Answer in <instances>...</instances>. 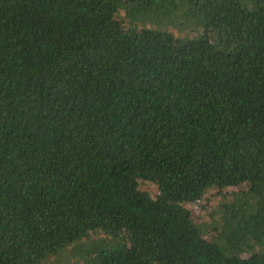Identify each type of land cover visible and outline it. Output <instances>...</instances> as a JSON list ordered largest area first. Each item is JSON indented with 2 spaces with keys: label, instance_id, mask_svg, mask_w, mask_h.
<instances>
[{
  "label": "trees",
  "instance_id": "16d2710c",
  "mask_svg": "<svg viewBox=\"0 0 264 264\" xmlns=\"http://www.w3.org/2000/svg\"><path fill=\"white\" fill-rule=\"evenodd\" d=\"M0 264H264V0H0Z\"/></svg>",
  "mask_w": 264,
  "mask_h": 264
},
{
  "label": "rangeland",
  "instance_id": "374dc122",
  "mask_svg": "<svg viewBox=\"0 0 264 264\" xmlns=\"http://www.w3.org/2000/svg\"><path fill=\"white\" fill-rule=\"evenodd\" d=\"M120 19L125 18L124 12L119 16ZM149 27V26H148ZM177 38H180V34L175 33ZM140 186L143 191L155 197L158 187L156 184L146 181H140ZM247 189L246 186H244ZM243 187H233L224 190H219L217 188L209 189L203 199L196 204H184V206L193 212V217L196 222L203 226L205 229L204 236L212 240L217 236V229L219 224L218 217L214 214L215 210L221 206L223 202L230 203L235 195ZM120 240H118L119 242ZM114 245V243H112ZM54 262V261H53Z\"/></svg>",
  "mask_w": 264,
  "mask_h": 264
}]
</instances>
